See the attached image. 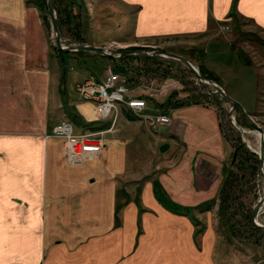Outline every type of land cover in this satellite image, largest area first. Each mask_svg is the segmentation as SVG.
Masks as SVG:
<instances>
[{"label":"crops","instance_id":"crops-1","mask_svg":"<svg viewBox=\"0 0 264 264\" xmlns=\"http://www.w3.org/2000/svg\"><path fill=\"white\" fill-rule=\"evenodd\" d=\"M91 1L94 12L107 15L104 22L97 17L98 28L122 31L102 45L206 37L200 66L264 126V44L245 51L229 37L238 28L264 41V0ZM161 85L151 92L160 99L142 97L145 115L170 119L159 126L166 135L149 133L154 156L143 178L139 167L146 162L132 152L137 126L116 120L107 131L108 120L96 110L83 119L76 105L69 108L82 131L106 133L95 156L68 163L54 132L69 113L59 96L52 98L51 44L41 13L30 0H0V264H233L238 237L218 215L232 142L214 108L180 100L187 97L178 83ZM154 185L186 211L164 207Z\"/></svg>","mask_w":264,"mask_h":264},{"label":"rangeland","instance_id":"rangeland-1","mask_svg":"<svg viewBox=\"0 0 264 264\" xmlns=\"http://www.w3.org/2000/svg\"><path fill=\"white\" fill-rule=\"evenodd\" d=\"M30 1L35 3V0ZM43 1L45 2V0ZM54 3L60 11L62 24L59 31L63 39V43L66 46L70 44L94 43L101 45H96L97 47H109L102 44H105L109 41V39L116 38L122 34V31L118 29L107 30L100 27L98 28L97 17L102 18L104 22L106 21L105 18L107 15L94 12L93 8H96V4L91 0H53V4ZM41 16H46L47 18V22H45L44 25L51 44L52 98L55 99L59 96L60 100L65 105L64 111L69 113V115H67V120L74 125L76 133H88V131H82L81 123L79 119H76V116H74V111L77 112V114H79L83 119L89 118V114L91 115V113L94 115L95 111L94 104L83 102L78 98L75 91L76 85L90 76H93L96 79H100L102 77L103 71H105V69H107L108 67H111L113 70H124L127 73L128 77V87L133 92V95L141 96L145 98L146 101L148 98L153 101V97L156 99H160L161 93H156L157 97H155V95L149 91H141V84L148 85V83L151 82L153 83V87L156 88L155 91H157L160 90V87L162 86L161 82L178 83V85L181 87V95L187 97L186 99L180 98V100L201 103L215 109L221 121L224 132L226 133V136H228V138L232 139L231 142L233 145L241 141V143L245 145L246 149L249 150L245 144L246 142H249L250 145L248 143L247 144L250 147L256 148L257 140L253 137H246L245 134L241 133L231 123V121H233L237 126L244 130H255L244 119V117H242L240 112L237 110L232 115H230L229 107L224 105L220 101L219 97L210 95L209 92L197 82L195 77L180 62L165 58L157 59L158 61L156 62H145V60H138L135 58H130L128 60H107L108 58L90 53H63L56 48L47 13H41ZM126 33L129 34L130 31H126ZM218 36L222 37L224 35L221 33L220 35H215V37ZM229 37L231 38L232 44L236 48L243 47L245 51L251 50L252 47H250L249 44L252 46L264 44V41L260 40L258 36L248 34L245 31L240 32V29L238 30V28L232 29L229 32ZM205 40H207L206 37L163 38L156 40L150 45H146L148 47L138 46L129 47V49L135 48L145 52L160 50L164 52L174 53L190 60L199 70V66L201 64L200 50L202 48L201 45L204 44ZM195 44L197 46H195ZM111 48L117 47L111 46ZM206 76L207 75H204L203 77L213 81L218 80L217 78L212 79ZM259 81L260 87L264 89V78L260 77ZM56 83H58V85H56ZM237 83L239 85H243L240 81H237ZM147 93L150 96L147 95ZM228 94L232 95L231 93H229V91ZM189 95L191 96V98L188 97ZM75 105L76 108L74 109V111H71L69 107H75ZM53 113L54 112L52 110V120L55 119ZM107 120L109 123L104 122V128L109 129L107 131H111L115 122L112 124L111 118ZM118 121H124L125 123L127 121H131L133 122L132 125L137 126L135 127L134 133H137L139 135L138 137H136V142L132 144V150H134L132 152H137L139 158H142L141 160L146 162L143 163L141 167H139L140 173L138 176L141 179L143 178V174L146 172V169L150 166L149 156H154V149L153 145L150 143L149 133L152 132L153 135L164 136L166 135V128L157 126L158 128L156 130L151 131L148 129V131L147 128L142 127L140 117L124 109H122L117 119V122ZM256 123L264 132V126L260 125L258 122ZM97 133H102V136L104 138V134L106 133V131ZM157 153L158 152H155V154ZM258 165V160L257 163L252 160L246 161L241 170L235 168L234 171L236 177L231 188V193H229V197L225 205L226 209H228L225 217L226 219H230L229 222L232 230L234 231L236 238L238 237L237 239H232V245L235 247V249H230L228 247V249H230L231 251H237L236 260L232 258L233 264H264V233L253 232L250 229L245 218V216L249 217L251 215L252 208L257 199L264 194V181L257 174ZM138 184L140 187L143 186V182H140ZM153 194L156 199L161 200V202L166 201L168 203H172L170 199H167L168 197L166 195L162 194L161 191H159L156 185H154ZM259 222L261 224H264V222H262L261 220H259ZM219 225H222V223L218 224V226ZM221 228L222 229L220 230V232H224V234H226V236L223 234V242L229 243L228 240L230 239L225 231L226 229H223V226Z\"/></svg>","mask_w":264,"mask_h":264},{"label":"built area","instance_id":"built-area-1","mask_svg":"<svg viewBox=\"0 0 264 264\" xmlns=\"http://www.w3.org/2000/svg\"><path fill=\"white\" fill-rule=\"evenodd\" d=\"M153 83L141 84V91L153 92ZM78 98L92 103L100 120L112 119L116 122L122 109L134 111V115L148 123L151 128L169 125L170 119L164 114L145 115L146 102L141 96L133 95L128 87V77L124 70L108 67L102 77L90 76L75 87ZM54 135L64 140L65 155L68 163L76 164L84 158H91L104 146L102 133L75 134L69 122H62L55 128Z\"/></svg>","mask_w":264,"mask_h":264},{"label":"water","instance_id":"water-1","mask_svg":"<svg viewBox=\"0 0 264 264\" xmlns=\"http://www.w3.org/2000/svg\"><path fill=\"white\" fill-rule=\"evenodd\" d=\"M45 6L47 10V15L50 23V29L54 36V41L56 44V48L63 53H90L100 55L102 57L108 59H128V58H135L138 60H151V59H171L180 62L185 68L195 77L197 82L206 89L210 95H214L219 97L220 101L229 107L230 115H232L237 110L240 112L242 117L257 131L260 135L259 138V147L258 152L252 151L248 145L246 144L247 148L254 153L259 161L257 174L261 177L264 181V132L263 130L257 125V123L246 113L244 108L230 97L223 89V87L217 83L216 81L209 80L203 77L198 68L185 57L180 55L164 52L160 50H152L150 52H145L138 49H129V48H111V47H97V46H90L86 44H70L64 45L63 39L61 37L60 31L58 29L57 24V16L54 9L53 0H45ZM231 123L241 132L243 133L242 129L237 126L233 121ZM163 150V149H161ZM264 210V194L259 197L254 204L252 211H251V224L254 228L264 231V224L259 222V216L261 212Z\"/></svg>","mask_w":264,"mask_h":264},{"label":"trees","instance_id":"trees-1","mask_svg":"<svg viewBox=\"0 0 264 264\" xmlns=\"http://www.w3.org/2000/svg\"><path fill=\"white\" fill-rule=\"evenodd\" d=\"M35 3H36V6L38 7L40 13H47V10H46V6H45V2L43 0H35ZM54 8H55V11H56V16H57V24H58V29L60 30L61 29V17H60V11L59 9L55 6V3H54ZM43 19V22H47V18L46 16H43L42 17ZM131 49H135V48H131ZM130 59V58H128ZM128 59H125V60H128ZM107 60H112V59H107ZM124 60V59H123ZM158 61L157 59H151V60H145V62H156ZM199 72L202 76L204 75H207L206 77L208 78H212V79H215L213 78L211 75H208L205 70L199 66ZM217 83L218 80H216ZM228 141H231L232 139L228 138L227 139ZM232 148H233V153H232V157H231V165H230V168H229V171H228V179L224 185V187L221 189L220 191V202H219V208H218V215H219V218H220V221L223 223L224 226H226L228 228V230L231 231V233L234 235L233 231H232V227L230 225V219H226V213H227V210L226 209V203H227V199L229 197V193H231V188L233 186V182L235 180V168H237L238 170H241L243 165H245L246 161H252L254 160L256 163H257V156L255 154H253L252 152H250L249 150L246 149L245 145L243 143H241V141H239V143L237 144H232ZM164 201V200H163ZM162 205L164 207H166L167 209L171 210V211H174V212H185L186 210L172 204V203H168L166 201L162 202ZM210 207V205H208ZM207 206V207H208ZM208 207V208H209ZM246 220H247V223L250 227V229L255 232V233H264L263 231L261 230H258L254 227H252V225L250 224V216L246 217Z\"/></svg>","mask_w":264,"mask_h":264},{"label":"bare ground","instance_id":"bare-ground-1","mask_svg":"<svg viewBox=\"0 0 264 264\" xmlns=\"http://www.w3.org/2000/svg\"><path fill=\"white\" fill-rule=\"evenodd\" d=\"M133 114H134V111H131ZM232 118V117H231ZM233 119V118H232ZM235 121V120H234ZM242 131H243V134H245L246 135V137H253V138H255L256 140H257V145H256V148H252V147H250L249 145V142H246V139H245V142H246V144L248 145V147L252 150V151H254V152H258V147H259V138H260V135H259V133L257 132V131H249V130H244V129H242Z\"/></svg>","mask_w":264,"mask_h":264}]
</instances>
